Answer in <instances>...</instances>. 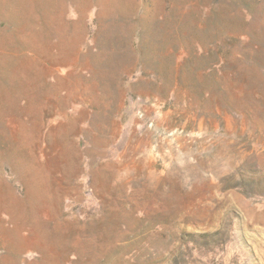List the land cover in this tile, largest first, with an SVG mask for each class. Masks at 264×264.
Returning a JSON list of instances; mask_svg holds the SVG:
<instances>
[{"label":"rangeland","instance_id":"obj_1","mask_svg":"<svg viewBox=\"0 0 264 264\" xmlns=\"http://www.w3.org/2000/svg\"><path fill=\"white\" fill-rule=\"evenodd\" d=\"M0 264H264V0H0Z\"/></svg>","mask_w":264,"mask_h":264}]
</instances>
